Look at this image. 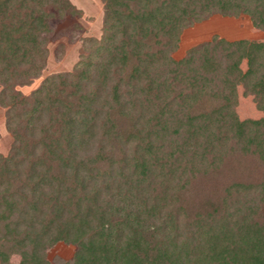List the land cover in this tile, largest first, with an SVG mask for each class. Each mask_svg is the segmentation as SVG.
Segmentation results:
<instances>
[{
    "label": "trees",
    "instance_id": "1",
    "mask_svg": "<svg viewBox=\"0 0 264 264\" xmlns=\"http://www.w3.org/2000/svg\"><path fill=\"white\" fill-rule=\"evenodd\" d=\"M100 38L73 70L43 68L69 0H0V264H264V40L214 36L173 57L183 30L264 0H103ZM239 87L242 92L239 94ZM74 245L72 259L48 250ZM18 256V262H13Z\"/></svg>",
    "mask_w": 264,
    "mask_h": 264
},
{
    "label": "rangeland",
    "instance_id": "2",
    "mask_svg": "<svg viewBox=\"0 0 264 264\" xmlns=\"http://www.w3.org/2000/svg\"><path fill=\"white\" fill-rule=\"evenodd\" d=\"M74 15L67 16L63 21H54V32L48 37L47 52L43 57V68L37 77L29 78L25 85L15 87V95H27L36 89L42 81L51 75L70 72L80 60L83 39L86 37L100 38L103 31L105 4L103 0H69ZM214 36L226 40H264V32L254 28L247 15L225 16L216 13L207 19L196 22L185 28L180 37L178 49L173 53L176 60L183 58L186 52L201 43L210 41ZM239 94L242 87H239ZM237 112L241 119H259L264 114L256 108L253 97H240ZM13 143V136L5 126V109L0 107V154L7 155ZM76 247L59 242L47 252L51 262L61 259H72ZM18 256L12 261L18 262Z\"/></svg>",
    "mask_w": 264,
    "mask_h": 264
}]
</instances>
